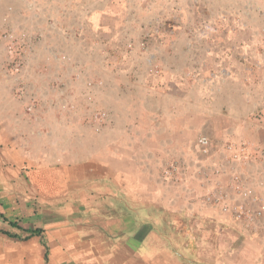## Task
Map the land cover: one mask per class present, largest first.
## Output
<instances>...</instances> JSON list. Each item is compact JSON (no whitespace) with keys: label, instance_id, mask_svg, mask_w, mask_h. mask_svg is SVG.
I'll return each instance as SVG.
<instances>
[{"label":"rangeland","instance_id":"1","mask_svg":"<svg viewBox=\"0 0 264 264\" xmlns=\"http://www.w3.org/2000/svg\"><path fill=\"white\" fill-rule=\"evenodd\" d=\"M27 2L28 25L0 30L26 114L64 144L132 146L98 210L127 204L196 264H264V0L77 1L57 19L56 0Z\"/></svg>","mask_w":264,"mask_h":264},{"label":"crops","instance_id":"2","mask_svg":"<svg viewBox=\"0 0 264 264\" xmlns=\"http://www.w3.org/2000/svg\"><path fill=\"white\" fill-rule=\"evenodd\" d=\"M10 1L0 0V30L32 20L27 0ZM66 1L56 0V13L46 17L59 18L63 4L71 12L78 2L82 11L96 7V0ZM14 82L0 67V264H196L161 244L153 226L127 204L98 210L100 201L121 194L115 186H128L130 142L118 151L103 149L94 131H87L74 132L86 135L85 146L62 143V132H47L44 116L26 114Z\"/></svg>","mask_w":264,"mask_h":264},{"label":"built area","instance_id":"3","mask_svg":"<svg viewBox=\"0 0 264 264\" xmlns=\"http://www.w3.org/2000/svg\"><path fill=\"white\" fill-rule=\"evenodd\" d=\"M200 144H202V145H207L208 144V141L206 140V139H201L200 140ZM238 212L240 211V210H237Z\"/></svg>","mask_w":264,"mask_h":264}]
</instances>
